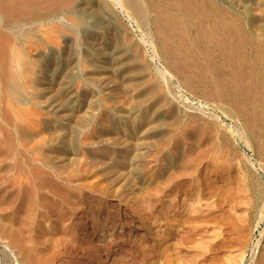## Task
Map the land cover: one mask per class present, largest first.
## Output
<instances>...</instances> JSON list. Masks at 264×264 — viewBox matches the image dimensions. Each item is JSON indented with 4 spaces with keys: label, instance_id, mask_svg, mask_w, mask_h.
<instances>
[{
    "label": "rangeland",
    "instance_id": "rangeland-1",
    "mask_svg": "<svg viewBox=\"0 0 264 264\" xmlns=\"http://www.w3.org/2000/svg\"><path fill=\"white\" fill-rule=\"evenodd\" d=\"M213 1L226 21L231 22L232 19L234 25L243 27V36L246 37L247 33L253 40V46L264 43V34L257 30V35H251L254 28L248 23L249 17L256 18L257 24L264 20V6L261 8L258 3L263 0ZM0 3V15L11 20L12 25L11 31L4 32L11 35V39L14 37L12 44H8L11 53L6 43L1 45L4 43L3 38L0 39V89L2 82L6 85L4 94L0 95V118L3 115L4 119H0V122H10L8 130L0 129V139L5 138L9 143V148L6 141L7 147L5 143L1 145L5 153L10 149L7 152L9 157L5 154L8 158L6 162L11 166L15 163L13 172L0 171V175L9 177L8 181L11 182L0 184V208L7 207V210L0 209V237L18 256L20 264H154L157 256L151 249L153 240L160 237L165 241L171 239L166 229L173 197L168 193L169 184L162 182L180 157L186 161L191 158L187 166L193 174L186 176V182L182 178L177 179V183L179 181L183 185V190L181 193L178 189L175 202L184 204L186 196L192 194L198 185L196 181H199L195 176L198 173L201 176L204 174L207 162L216 167H224L226 170L221 173L225 177L232 176L233 181L237 182L234 189H230L231 193L222 191L226 197L230 196L227 194L235 196L237 193L246 198V203L242 202L243 199L238 200L242 202L236 204L240 208L224 204V212L217 209L220 215L217 224L213 226L208 223L207 230L204 227L199 231L192 243H200L197 248L188 250L191 259L186 264L264 262V202H258L261 204L259 207L258 203L253 204V199L250 201L248 192L241 191L247 181L242 175L245 173L241 169L242 165L250 170L252 175L249 179H253V175L259 178L264 189V141L258 137H244L243 132L248 130L247 125L242 126L244 110L241 109L242 118H232L225 114L224 106L221 107L218 101L200 98L201 92L194 89L196 86L189 81L190 77L184 78L180 70L174 69L176 62L171 61L174 68H169L166 60L159 56L161 54L156 57L158 51L154 45H158L159 41L156 40L154 25L142 27L128 9H121L113 0H0ZM7 5L9 8L3 10V6L6 8ZM155 11L159 9L150 8L152 13L149 12L148 18L153 19ZM108 28L111 32L115 31L109 35ZM3 35L0 33V36ZM125 53L133 55L130 63L120 61V55L125 56ZM5 63L6 66L8 63L12 65H8L11 71L6 68L11 73L4 69L9 79L2 76L4 71L1 67L4 68ZM109 64L115 65V71L108 70ZM121 68L133 78V84L123 89L120 88ZM160 71L166 74L168 89L157 79L155 73ZM166 71L172 75L168 76ZM61 73L65 74L62 81L58 79ZM6 81L9 83L6 84ZM149 85L156 89L150 95L151 98L143 102L138 95L147 90ZM166 89L168 94L165 93ZM164 93L169 99L168 105L159 100V97H164ZM4 113L6 116L9 114L8 120ZM173 113L180 115L178 117L183 124L161 126V122L167 123ZM140 114L144 115L143 118L149 116L148 120L142 122ZM210 123L214 125L213 135L203 132ZM137 124L140 131L136 133ZM131 127L134 132L129 129ZM191 127L196 138L192 145L184 138L185 128L192 130ZM19 129L23 134L19 133ZM167 131L170 133V141L158 147V134ZM222 134L231 139L230 146L214 145L211 150V139ZM137 137L140 139L137 140L139 144L128 147L130 139ZM260 139L263 142L259 143ZM16 155L20 159L28 157L26 164L19 160L21 164L17 165ZM126 156L129 157V163H124L126 169H122L121 159ZM135 161L143 164V171L138 170L137 175L136 168L132 170L131 167ZM137 163L136 167L140 166ZM110 165H120V169L116 172ZM23 170L25 172L21 173ZM128 172L143 179L141 186L136 184L130 188L126 185L124 187L122 183L117 185L108 182L113 175L120 178L127 176ZM15 174H28V181L34 179L35 175L40 180L38 187L30 185L32 183L29 181L30 188L25 185L26 190H20L13 183L17 178ZM220 193L201 199V216L207 212L208 207L216 209L219 206ZM13 218H18L14 225L11 221ZM247 222L251 225L248 226ZM198 224L205 225L200 219ZM158 228L161 233L156 237ZM167 244L164 243L161 249ZM159 260L162 262L163 259Z\"/></svg>",
    "mask_w": 264,
    "mask_h": 264
},
{
    "label": "bare ground",
    "instance_id": "bare-ground-1",
    "mask_svg": "<svg viewBox=\"0 0 264 264\" xmlns=\"http://www.w3.org/2000/svg\"><path fill=\"white\" fill-rule=\"evenodd\" d=\"M113 2H114V4L119 6L121 9H124V8L128 9L130 14H131V16L134 17V18H137V21L139 23L137 21H136V23L140 24L142 27H149L150 25H154L153 27L156 29V31H154V32L157 33L156 34V37H157L156 40H157V42L159 41L158 45L157 44L154 45L155 48L158 51V52H156L157 54H155L156 57H157V55L161 54L159 56L166 60V63H167L168 67L170 66V67L174 68L173 67L174 64H172L171 61H173L174 63L176 62L175 64H176L177 67L175 66L174 69L180 70L181 74L182 73L184 74V78L186 77L188 79L190 77V79H192V80L189 79V81H192L195 84L194 86H196L198 88V89L196 87L194 88L196 91L199 90V92H201L200 95H199L200 98H204V99H206L208 101L209 100L218 101L221 104V107H222V105L224 106L223 110H224L225 114L227 116L232 117V118L235 117V118L239 119V117H241L243 115V118L242 117L241 118L243 119L244 123H243V125L242 124L241 125L243 127H244V124L248 126L247 127L248 130H245V132H243L244 133V137L247 138V139H249L250 136H251V138H255V139L258 137V138H262L263 141H264V43H258L257 45L253 46V40L250 38V36H247L248 35L247 33H246V37L243 36L244 35L243 30H242L243 27L241 28L239 25H238V27L236 25H234L235 21L232 22V19H231L232 23L229 22L228 20L226 21L223 18L224 16L221 15V12H219V10L215 7L216 3L214 4L215 1H213V0H162L161 2H160V0H151L150 2L149 1H145V0H113ZM16 3H17V1H16ZM258 3L261 6V8H263L264 0L260 1ZM1 4L2 3H0V5ZM8 6L9 5H7L6 8H4L5 6H3V10L9 8ZM154 7L159 9V11H157V12L155 11L154 12L153 19L148 18V15H149V12H150V8H154ZM1 8L2 7H0V9ZM14 8H15V5H14ZM56 13H57V11H56ZM150 13H152V12H150ZM2 14H3V12H2ZM8 14H10V13H8ZM47 15H48V12H47ZM49 18H51V16H49ZM35 19H37V18H35ZM240 22H241V20H240ZM248 23H249V25L252 26L251 28H254L253 31L251 29V31L253 33L252 34L250 32L251 35H257V30L261 34H264V20H262V23L257 24V19L256 18L249 17L248 18ZM11 28H12L11 20H7L2 15H0V33H2V35L5 34L3 36H0L1 37L0 39L3 38L2 41L4 40V43H1V45L2 44L4 45L6 43L7 49H8V46L11 47L10 45L12 44L14 37L12 36V39H11V35L9 34L10 36H8L7 33H5L4 31L9 32V31H11ZM111 31L112 30H110V32L107 31L108 33H110L109 35H111L115 30H113V32H111ZM158 33H159V35H158ZM9 39H11L12 41L10 42ZM151 41H153V39ZM0 42H1V40H0ZM91 42H92V40H91ZM16 43L18 44V42H16ZM8 44H10V45H8ZM2 47H4V46H2ZM10 49L11 48L8 49L9 52H10ZM8 51H6V52H8ZM154 51H156V50H154ZM112 52H110V53L112 54ZM0 54H1V49H0ZM117 56H119V55H117ZM120 56H122V57H120V61H122V63H124V64L127 63V62L130 63V61L134 58L131 53H125V56H123V55H120ZM19 57H21V56L19 55ZM5 58H8V56L5 57ZM1 61H3V60H1ZM7 61L9 62V60H7ZM11 63H12V61H11ZM11 63H8V65H11ZM2 64H1V66H2ZM124 64H122V65H124ZM8 65L6 66V63H5L4 68L1 67L3 69L2 71H4V69H5L6 72L11 73L10 72L11 68ZM118 65H120V64H118ZM108 66H109V69H108L109 71H112V70L115 71V69H116L115 65L109 64ZM6 68H10L9 69L10 71H7ZM165 68H166V66H165ZM155 69H157V68H155ZM166 69H168V68H166ZM109 71L107 73H109ZM201 71H204V72H201ZM166 72L168 73V76L172 75V74H170L171 73L170 71L169 72L166 71ZM103 74L104 73H102V76H104ZM137 74H138V72H137ZM155 74L157 76V79H159V81L161 83H163L164 87H166L168 89V79L165 76L166 74L164 72H162V71L156 72ZM6 75H7V73H5V71H4V73H2V76H4L7 79H9L8 76H6ZM64 75H65L64 73H61V75H60V77H58V79L60 78L61 81H62ZM178 75H179V73H178ZM120 76H122V78H121L122 83L120 82L121 83V85H120L121 89H123L125 87H128V86H131L130 85L131 83L133 84V82H132L133 78H130L132 76L130 74H127V71L125 69L121 68ZM9 81H6L7 82L6 84H8ZM3 84L4 83L2 82L1 89H0V95L2 93L4 94V88L6 90V85L4 86ZM28 85H29V83H28ZM149 86L150 87L147 90L146 89L143 90L141 95L140 94L138 95V97L141 99V101L145 100L146 98L150 99L151 98L150 95H152L153 91H155L156 87H153L152 85H149ZM190 86H192V85H190ZM120 88H118V89H120ZM167 89H166L165 93L168 94ZM195 90H194L193 93H195ZM122 92H124V91H122ZM165 93H164V97H159V100H160L161 103H163L165 105H168L169 104V99L167 97V94H165ZM67 99H68V97H67ZM4 102H6V101H4ZM7 102H9V100ZM143 102H145V101H143ZM138 103H140V101ZM4 105L7 106V103L6 104L4 103ZM146 108H148V106ZM241 109L244 110V112H245L244 114H242L243 112H242ZM3 112H1V115H2ZM7 113H9V110H8ZM2 116H1L0 119L4 120ZM5 116H6V114H5ZM5 116H4V118H5ZM143 116L144 115H141L142 122L144 121V119H146L145 121H147L148 120L147 118L149 116L148 117L146 116V118H143ZM171 116H172L171 119L167 123L161 122L160 125L161 126L172 127L174 125L183 124V123L180 122L181 118L178 117L180 115L177 116L176 113H173ZM8 117L10 118L9 114L6 116L7 120H8ZM193 120L198 121V123H199V120L196 119L195 117H193ZM72 122L74 123V121H72ZM9 123H10L9 121H8V124L5 123V122H3V123L0 122V129L2 131L8 130L9 129L8 128ZM151 124H153V122ZM155 125H156V123H155ZM11 127H12V125H11ZM139 127L140 126L137 124L136 128H135L136 133L138 131H140ZM213 127H214L213 123H210L203 132L206 131L208 133V135L209 134L213 135V132H212V131H214ZM186 128L184 130V138L189 140L190 144L192 145V141H194L193 143H195V139H196L194 137L195 134L193 133L194 132L193 128L191 127L192 130H186ZM188 128H190V127H188ZM129 129H132V127L129 128ZM163 129H164V127H163ZM19 130H20L19 133L23 134L22 133L23 131L21 129H19ZM15 131H17V130H15ZM133 132H134V130H133ZM26 135L28 136V134H26ZM6 138H7V135H6ZM158 138H159L158 139L159 144H157V146L158 147H159V145L164 146L170 141V133L168 131L165 132V134H164V132H160L158 134ZM129 139H127V140H129ZM130 140L131 141L128 142V147H135V145L139 144V143H137L138 142L137 140H140V139L137 137V139H135V138L132 139L131 138ZM211 140H213V142L211 143V146L208 144L211 147V150H212V146L214 148V145L229 147L230 144H231V139H229V137H227L226 134H222V135L216 136V138L214 137ZM5 141H6L5 138L0 139V171L2 170L3 172L7 173L9 171L13 172V169H14L13 165L15 163L13 162V164L11 166V164L6 162L7 159H8L7 157H9L7 152L10 149L8 151L6 150V153H5V150L1 146L3 143H5L6 144L5 146L7 147V143L8 142L6 141L7 142L6 143ZM14 141L15 140L13 139V142ZM263 141L261 140V141H259V143L263 142ZM122 142H124L123 144H125V141H122ZM154 143H156V141ZM261 146L262 145H260V148H261ZM263 147H264V145H263ZM8 148H9V143H8ZM178 148L179 147L177 146V149ZM162 149H163V147H162ZM218 150H217V153H218ZM260 150H262V149H260ZM263 150H264V148H263ZM263 150L261 152H263ZM221 151H224V150H221ZM127 152H129V150ZM226 152H227V150H226ZM5 154H6L7 157H5ZM9 154H11V153H9ZM206 154H208V153H206ZM107 155H109V154H107ZM16 156L18 158V155H16ZM22 156H24V155H22ZM148 157H150V156H148ZM27 158L28 157H26V159ZM26 159L18 158V163H16V164L18 165V164H21L22 162H23V164H26L25 163ZM106 159H108V158H106ZM144 159H146V158H144ZM232 159H230V162L232 161ZM19 160H20L21 163L19 162ZM121 160H122L121 163H120L121 164V168L122 169H126V166L124 165V163L125 164L127 163V165H128L129 157L126 156L125 158H122ZM186 160L187 159H183V157L182 158L181 157L178 158V160L173 163L174 165L170 168V170H168L169 171V172H167L168 175H166V178H164L165 181L162 182V183H166L167 182L169 184V190L170 191L168 190V193H169V196L173 197V198H171V202H170V205H169V213H168L169 214V218L167 219L168 222H167V229H166V231H168L167 232L168 237L169 238L171 237V239H169V241H165L164 238L160 237V238H155L153 240L154 244H152V248L151 249H153V251L155 252V255L157 256V259L155 260L154 264H186V261H189V259H191L188 256V253H189L188 250L197 248L198 244L200 243V242L197 243V244H193L192 243L195 240V238L198 237L199 231H202L204 229V227L207 230L208 225H206V224H208V223H212L213 226H215L217 224V221H218L219 216H220V215L217 214V211H218L217 209L220 210L219 212L223 211L224 210V204H227V205L230 204L234 208H237V207L240 208L236 204L237 203H241L242 204V202H245L244 199H246L244 196L241 197V196L236 195L237 193L235 194V196H233V194H227V195H230V196L226 197L222 191H224L226 193H229L230 189H234L233 186L237 182L233 181L232 176L225 177V175L223 173H221V171H225L226 170L224 167H222L220 165H218L216 167L211 162H207L206 166L204 167V169L206 170L204 172V174H202V176H201L198 173V176L197 175L195 176L196 179L199 180L200 182L199 181L197 182L195 180L198 185L196 187H194L191 195H187L186 196V199L183 201L184 204H182V203L180 204L178 201L175 202V200L177 198L178 191L180 190L179 192H181L183 190V185L179 184V181L177 183V179L182 178L186 182L187 181L186 180V176L188 174L189 175L193 174V173L190 172L191 168L189 169L190 170L189 171L188 170L189 166H187L188 163H190L191 158H190V161L189 160L186 161ZM37 161H38V159H37ZM136 163L132 162V164H131L132 170L136 168L135 169L136 170L135 175H137V174H139V172L143 171V166H142L143 164L141 165V164L137 163L140 166L136 167L137 166V165H135ZM110 166L113 169H115L116 172L118 171V169H120V165L118 167L117 166H112V165H110ZM12 167H13V169H12ZM22 168H24V167L22 166ZM146 168H147V165H146ZM241 169L245 172L242 175L247 179V181L244 182V185H242L243 186V190L241 189V191L245 192V193L248 192V194L250 195L249 198L251 197L250 201L253 199V204H257L258 202L259 203L264 202L263 201L264 200V194H263V190L264 189H262L263 184L261 182H259V178L256 179V177L253 175V179L252 178L249 179V177L252 174L250 173V170L247 168V166H245V165L243 166L242 165ZM135 170H134V172H135ZM138 170H139V172H138ZM23 172H25V170L21 171V173H23ZM16 173H17V171H16ZM26 175H28V174H24V176L23 175L20 176V174L18 176L16 175L17 176L16 180L12 177L14 179V181L12 180L13 183L14 184L16 183L20 190H23L25 188L24 189V191H25L26 188L29 186L28 184H29L30 180L28 181V178H27L28 176H26ZM135 175H133V173H129V172H128L127 176H122L120 178H118L116 175H113L112 178H110V180L108 182L110 184H112V183L116 184L117 183V185L122 183L121 185L124 184L123 185L124 187L126 185V186H128L130 188L132 186L134 187L136 184L141 186V184L143 183V181H142L143 179L140 180L139 177H137ZM33 177H34V179H32L30 181V183H32L30 185H32V186L34 185L35 187H38V185H39L38 183H39L40 180L35 178V175ZM198 177H200L201 179L200 178L198 179ZM9 179H10L9 177H7V176L5 177V176H3L1 174L0 175V184H3V183L7 184V182H10V181H8ZM25 180H27L28 183H26L27 181L25 182ZM220 180L222 182L221 185L219 184ZM235 180H237V178H235ZM25 185H27V187ZM12 186H14V185H12ZM177 186H179V188ZM244 187H247V189H245ZM29 188H30V186H29ZM202 188H204V189L202 190ZM158 191H160V190H158ZM36 192H38V191H36ZM134 192H137V191H134ZM218 192H221L220 193V196H221L220 199L221 200H220L219 206L216 209H213V208H210V207L207 206L208 207V209L206 208L207 212L205 210L206 213L203 216H201L200 214L203 213V209L199 205V202L201 201V199H206V198H210L212 196H215V194H217ZM261 197H262V199L259 201V199ZM135 198H137V197H135ZM249 198H247V199H249ZM240 199H243V201L239 202L238 200H240ZM187 201H189V202H187ZM259 203L257 205H259ZM250 205L252 206V204H250ZM260 205H259V207H261ZM29 208H30V206H29ZM0 209H2V208H0ZM3 209L7 210V207L3 208ZM31 209H33V207ZM228 209L230 210L229 207H228ZM259 213L261 215L263 214L261 212H259ZM260 214H258V215H260ZM50 217H51V215H50ZM17 219L13 218L11 220L13 225L16 223ZM199 219L205 225H203V226L199 225L198 224ZM247 224H248V226L251 225L249 222H247ZM62 226L64 227L63 224H62ZM11 227H13V226H10V228ZM239 227H240V225H239ZM239 227H238V229H239ZM16 228H17V226H16ZM29 228L33 229L30 226H29ZM246 228H248V227L246 226ZM227 232H229V231H227ZM159 233H161L160 228H158L157 231H156V237H158ZM228 236H229V234H228ZM23 239H24V237H23ZM213 239H215V238H213ZM27 242H28V240H27ZM196 242H198V241H196ZM85 243H87V242H85ZM164 243H166V244L168 243V244L163 249H161V247H162V245ZM0 244H1L0 247H2V248H0L1 249L0 250V264H20L18 256L15 254V252L12 249H9L8 245L5 244V242L1 239V237H0ZM52 244H53V242H52ZM68 244H69V242H68ZM41 245H43V244H41ZM215 245H217V243H215ZM69 246H68V248H69ZM227 246H228V244H227ZM221 248H223L222 245H221ZM209 249H211V248H209ZM52 254H53V252H52ZM69 255H71V253ZM253 256H254V254H253ZM161 258L163 259L162 262L159 260ZM226 259L224 261H226ZM30 260H32V259H30ZM227 261L229 262L228 259H227ZM263 263L264 262H262L261 264H263Z\"/></svg>",
    "mask_w": 264,
    "mask_h": 264
}]
</instances>
